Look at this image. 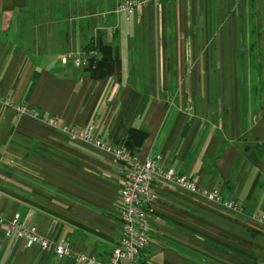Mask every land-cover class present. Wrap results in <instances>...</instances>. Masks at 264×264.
Here are the masks:
<instances>
[{
	"label": "crops",
	"instance_id": "0c3cea01",
	"mask_svg": "<svg viewBox=\"0 0 264 264\" xmlns=\"http://www.w3.org/2000/svg\"><path fill=\"white\" fill-rule=\"evenodd\" d=\"M0 0V91L58 127L0 107V211L108 263L120 244L128 167L61 126H94L161 156L230 209L157 177L149 242L136 264H264V0ZM90 44L111 46L116 72L94 79ZM79 62V64H77ZM0 264H80L26 248L0 226Z\"/></svg>",
	"mask_w": 264,
	"mask_h": 264
},
{
	"label": "built area",
	"instance_id": "2783aa9c",
	"mask_svg": "<svg viewBox=\"0 0 264 264\" xmlns=\"http://www.w3.org/2000/svg\"><path fill=\"white\" fill-rule=\"evenodd\" d=\"M161 1L163 0H123L117 4L116 12L130 15L141 6ZM88 63V58H86L84 64L88 65ZM0 107L10 108L18 114L30 115L41 119L53 127L60 126L56 117L42 113L36 108L16 103L11 97L4 95L1 91ZM61 129L71 139L92 143L103 148L111 152L117 161L128 165L125 184L119 194V210L122 221L121 241L112 251L109 262L103 263L94 255H86L74 251L67 241H57L42 235L38 231L37 226L25 224L20 213H15L11 218H6L0 211V226L3 227L5 235L14 237L17 241H22L26 248L37 246L41 250L51 252L60 258L73 256L80 264L138 263L149 242L151 227L147 207L155 200L153 183L157 177L188 192L201 194L207 199L221 203L227 208L242 210L239 205L225 201L217 189L203 188L191 178L178 174L174 169L164 168L161 156L142 160L138 156L132 155L124 146L113 145L96 136L94 126H89L87 129H78L73 126L63 125ZM259 221L264 223V215L259 216Z\"/></svg>",
	"mask_w": 264,
	"mask_h": 264
},
{
	"label": "trees",
	"instance_id": "16d2710c",
	"mask_svg": "<svg viewBox=\"0 0 264 264\" xmlns=\"http://www.w3.org/2000/svg\"><path fill=\"white\" fill-rule=\"evenodd\" d=\"M92 52V54H90ZM88 58L87 70L94 79H102L113 75L119 67V59L115 51L109 45L90 44L85 48ZM148 134L140 129H131L123 139L121 145L124 146L132 155H136L135 150L143 146ZM128 167V165L126 164ZM148 245V244H147Z\"/></svg>",
	"mask_w": 264,
	"mask_h": 264
}]
</instances>
